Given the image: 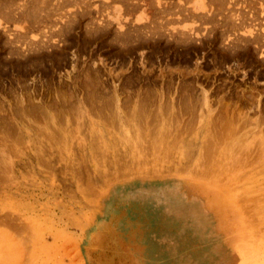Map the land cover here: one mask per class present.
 <instances>
[{"label": "rangeland", "instance_id": "obj_1", "mask_svg": "<svg viewBox=\"0 0 264 264\" xmlns=\"http://www.w3.org/2000/svg\"><path fill=\"white\" fill-rule=\"evenodd\" d=\"M43 1L0 0V264H148L124 213L99 241L100 203L173 184L211 216L200 242L264 254V0H141V20L123 0Z\"/></svg>", "mask_w": 264, "mask_h": 264}, {"label": "crops", "instance_id": "obj_2", "mask_svg": "<svg viewBox=\"0 0 264 264\" xmlns=\"http://www.w3.org/2000/svg\"><path fill=\"white\" fill-rule=\"evenodd\" d=\"M164 1H168V5L164 7V5L161 4L159 10L156 9L155 11H160L162 13L164 10H167L169 6L174 8V5H176V0ZM122 2H126L122 4L123 7L120 11L124 17H129L133 20L142 19L143 7L140 5L141 0L130 3H128V0H123ZM190 4L193 7H197L195 0H190ZM114 10L116 12L118 11L115 8ZM181 189L189 195L183 186H181ZM154 194L161 195L160 191ZM158 198L159 200L136 198L126 190L113 193L107 191L99 207V216L102 217L99 224L106 234L103 236L102 234L104 233H101L99 241H104V237H106L107 242L111 241V238L107 237V233L117 220V215L124 213L130 220L127 221L124 218L122 222L117 221L116 224H122L123 226L129 225L138 231L140 230L141 235L147 234L145 239L141 242V248L147 251L148 264H179L180 260L188 257H190L195 264H202V253L205 251V247L207 249L210 245L204 244V242H200L194 238L193 234L185 227L180 228V220L178 218H172L170 212L164 209L160 200L161 198ZM135 216L138 217L139 220H134ZM180 237L182 238L181 246L186 241H192L198 244L196 246L197 249L190 251L191 253L189 252L188 255L186 253L181 254L179 251L181 247ZM214 241H217V239L208 242L212 245Z\"/></svg>", "mask_w": 264, "mask_h": 264}, {"label": "bare ground", "instance_id": "obj_3", "mask_svg": "<svg viewBox=\"0 0 264 264\" xmlns=\"http://www.w3.org/2000/svg\"><path fill=\"white\" fill-rule=\"evenodd\" d=\"M45 1V4H46V6L44 7V8H46L45 10H49L48 8L49 7H51L52 5L51 4H53V3H51L52 2V0H44ZM44 1H43V3H44ZM54 1V0H53ZM59 1V0H58ZM120 1V0H119ZM129 2V1H128ZM156 2V1H155ZM51 3V4H50ZM61 3V4H60ZM59 4H60V7H62L61 5H62V0H61V2H60ZM56 4V3H55ZM11 5V4H10ZM28 5V4H27ZM51 5V6H50ZM153 5V4H152ZM156 5V4H155ZM54 6V5H53ZM56 6V5H55ZM177 7V6H176ZM197 7H199L200 9H202L203 7H204V4L203 3H197ZM23 8H24V6H23ZM55 8H57V7H53V8H51V9H55ZM20 9V8H19ZM50 9V10H51ZM58 9V8H57ZM158 9V8H157ZM205 9V8H204ZM56 10V9H55ZM55 10H52V11H55ZM159 10V9H158ZM172 10V9H171ZM27 11V10H26ZM57 11V10H56ZM47 12V11H46ZM54 13V12H53ZM12 15V14H11ZM49 15V14H48ZM44 16V15H43ZM5 17V16H4ZM30 17V16H29ZM28 18V17H27ZM46 19V18H45ZM23 21V20H22ZM45 21V20H44ZM15 22H16V20H15ZM43 22V21H42ZM45 23H46V21H45ZM61 33H62V31H61ZM57 36V35H56ZM51 38V37H50ZM29 39V38H28ZM31 42V41H30ZM29 42V44H31ZM11 43V42H10ZM37 43V42H36ZM8 44V43H7ZM11 45V44H10ZM36 46H38V44H35ZM34 45V46H35ZM39 47V46H38ZM42 47V46H41ZM40 47V48H41ZM34 47H32V49H33ZM262 48V47H261ZM36 49V48H35ZM38 49V48H37ZM36 49V50H37ZM43 49L41 48V51H42ZM34 51V50H33ZM36 52V51H35ZM38 52V51H37ZM35 54V53H34ZM33 54V55H34ZM37 54V56H40V54L41 53H36ZM116 92V91H115ZM112 97H113V95H112ZM114 98V97H113ZM202 100V99H201ZM112 101V100H111ZM113 101H114V99H113ZM188 102V101H187ZM199 102H201V101H199ZM202 103V102H201ZM116 104V103H115ZM114 104V105H115ZM136 104V103H135ZM203 105V104H202ZM163 106V105H162ZM200 106H201V104H200ZM203 107V106H202ZM115 108H116V106H115ZM195 108V107H194ZM226 108V107H225ZM23 109V108H22ZM36 109V108H35ZM28 110V109H27ZM33 110V109H32ZM173 110V109H172ZM188 110V109H187ZM35 111V110H34ZM138 111V110H137ZM136 111V112H137ZM115 112V111H114ZM28 113H30V111L28 112ZM118 114V113H117ZM138 114H139V112H138ZM143 114V113H142ZM147 114V113H146ZM158 114H159V112H158ZM179 114V113H178ZM193 114V113H192ZM114 115V114H113ZM123 115V114H122ZM203 115V114H202ZM238 115L240 116L241 114L240 113H238ZM200 116H201V114H200ZM239 116H238V118H239ZM224 117V116H223ZM241 117V116H240ZM119 118H120V116H119ZM133 118V117H132ZM195 119V118H194ZM199 119H200V117H199ZM232 119V118H231ZM241 119H242V117H241ZM240 119V120H241ZM130 120V119H129ZM113 121V120H112ZM118 121V120H117ZM128 121V120H127ZM143 121V120H142ZM212 121V120H211ZM225 122V121H224ZM234 122V121H233ZM248 122V121H247ZM186 123V122H185ZM137 124V123H136ZM158 125V124H157ZM190 125V124H189ZM114 126V125H113ZM175 127V126H174ZM237 127H238V124H237ZM194 128V127H193ZM159 129V128H158ZM157 129V130H158ZM162 129H163V127H162ZM169 129V128H168ZM185 129V128H184ZM221 129V128H220ZM228 129V128H227ZM254 129V128H253ZM143 130V129H142ZM156 130V131H157ZM165 130V129H164ZM229 130V129H228ZM206 131H207V129H206ZM223 131V130H222ZM244 131V130H243ZM248 131V130H247ZM246 131V132H247ZM264 131V130H263ZM127 131H125V132H123L124 134L126 133ZM143 132V131H142ZM236 132V131H235ZM245 132V133H246ZM161 133V132H160ZM170 133V132H169ZM180 133V132H179ZM187 133V132H186ZM257 133V132H256ZM262 133V132H261ZM128 133H126V135H127ZM156 134V133H155ZM164 135H165V133H163ZM182 134V133H181ZM222 134H224V133H222ZM222 134H221V136H222ZM231 134H232V136H233V133H232V131H231ZM230 134V135H231ZM263 134V133H262ZM152 135V134H151ZM159 135H161V134H159ZM209 135H210V133H209ZM212 135V134H211ZM237 135V134H236ZM256 135V134H255ZM179 136V135H178ZM263 136V135H262ZM44 137V136H43ZM47 137V136H46ZM151 137V136H150ZM161 137V136H160ZM163 137V136H162ZM223 137V136H222ZM237 137V136H236ZM240 137V136H239ZM242 137V136H241ZM124 138H126L127 139V137L126 136H124ZM141 138V137H140ZM213 139H214V137H212ZM224 138H226V136L224 137ZM230 138V137H229ZM245 138V137H244ZM243 138V139H244ZM252 138V137H251ZM209 139V138H208ZM220 139V138H219ZM236 139V138H235ZM239 139V138H238ZM243 139H242V141H243ZM48 140V139H47ZM210 140V139H209ZM217 140V139H216ZM224 140H226V139H224ZM241 140V139H240ZM240 140H238V141H240ZM246 140V139H245ZM245 140L243 141V142H245ZM264 139L262 138V141H263ZM127 141V140H126ZM137 141V140H136ZM241 141V143L243 144V142ZM146 142V141H145ZM161 142V141H160ZM163 142V141H162ZM206 142H208V140L206 141ZM211 142V141H210ZM214 142H216L215 140H214ZM214 142H213V144H214ZM219 141H217V143H218ZM220 142H223V140H221ZM235 140H234V144H235ZM140 143H141V141H140ZM149 143V142H148ZM246 143V142H245ZM250 143V142H249ZM248 143V144H249ZM254 143V142H253ZM152 144V143H151ZM231 144V146H230V148L232 147V142L230 143ZM242 144H240V142H238V144H235L236 145V147H232V148H237V145H238V148H240V145H242ZM137 145H139V144H137ZM147 145V144H146ZM157 145H159V144H157ZM156 145V146H157ZM161 145H163V143L161 144ZM221 145V144H220ZM226 145H228V143L226 144ZM251 145V144H250ZM253 145H255V144H253ZM187 146V145H186ZM190 146V145H189ZM203 146V145H202ZM210 146V145H209ZM245 146V145H244ZM244 146H242V147H244ZM252 146V145H251ZM139 147V146H138ZM141 147V146H140ZM140 147H139V150H140ZM154 147V146H153ZM159 147V146H158ZM208 147V146H207ZM212 147V146H211ZM214 147H216V145L214 146ZM224 147H225V143H224ZM249 148H250V146H248ZM255 146H253V148H254ZM206 148V147H205ZM226 148V147H225ZM237 148V149H238ZM253 148H252V151H253ZM186 149V148H185ZM224 149V148H223ZM264 149V148H263ZM262 149V150H263ZM188 150H190V148L188 147ZM191 150H192V148H191ZM212 150V149H211ZM210 150V151H211ZM214 150V149H213ZM234 150V149H233ZM239 150V149H238ZM242 150V153H243V149H241ZM248 150H250V149H248ZM141 151V150H140ZM204 151V150H203ZM208 152V153H211V152ZM227 151H229V148H228V150ZM232 151V150H231ZM231 151H229V153L231 152ZM237 150H235V152H236ZM245 151V150H244ZM252 151L250 152V153H252ZM139 152V151H138ZM189 152V151H188ZM206 151H204V153H205ZM214 152H215V150H214ZM213 152V153H214ZM259 152H261V151H259ZM264 152V151H263ZM203 153V152H202ZM204 153L202 154V156L204 155ZM213 153H211L210 154V156H209V159H210V157H211V155H213ZM227 153V155H228V152H226ZM226 153L225 152H223V155L225 154L226 155ZM233 153V152H232ZM238 153V152H237ZM240 154H237V156H239V155H242L241 154V152H239ZM247 153V152H246ZM249 153V154H250ZM255 153L256 152H254V155H255ZM220 154H222V152L220 153ZM235 154V153H234ZM184 155V154H183ZM207 155V154H206ZM231 155V154H230ZM233 155V154H232ZM246 155V154H245ZM236 156V157H237ZM243 156H244V154H243ZM164 157V156H163ZM189 157V156H188ZM206 157H208V155L206 156ZM219 157V156H218ZM224 157V156H223ZM241 157V156H240ZM256 157V156H255ZM261 157V156H260ZM154 158V157H153ZM213 158V157H212ZM229 158V157H228ZM201 159V158H200ZM204 159V158H203ZM207 159V158H206ZM205 159V160H206ZM221 160H222V158H220ZM227 159V157L225 158V160ZM230 159V158H229ZM232 159H235V158H232ZM247 159V158H246ZM253 159H254V157H253ZM239 160H240V158H239ZM252 160V159H251ZM258 160V159H257ZM207 161V160H206ZM234 161V160H233ZM253 161V160H252ZM255 161V160H254ZM264 161V160H263ZM202 162V161H201ZM205 162V161H204ZM218 162V161H217ZM231 161H229V163H230ZM239 162V161H238ZM249 162V161H248ZM256 162V161H255ZM251 164H252V162H250ZM249 163V164H250ZM256 163H258V162H256ZM231 164V163H230ZM233 164H235V163H233ZM186 165V164H185ZM199 166H200V163L198 164ZM229 165V164H228ZM227 165V166H228ZM236 165V164H235ZM234 165V166H235ZM232 166V165H231ZM231 166L229 167V168H231ZM258 166V165H257ZM225 167V166H224ZM236 167H237V165H236ZM236 167H234V168H236ZM233 168V167H232ZM0 170H1V168H0ZM223 170V169H222ZM229 171L228 169H226L225 168V171ZM231 170V169H230ZM2 171V170H1ZM191 172V171H190ZM224 172V171H223ZM210 174H208V176H209ZM216 180V179H215ZM177 182V181H176ZM174 183V182H173ZM178 185V184H177ZM180 185V184H179ZM140 187V186H139ZM138 187V188H139ZM179 187V186H178ZM137 188V189H138ZM167 188V187H166ZM176 189H178L177 188V186L175 185V184H173L172 186H170V192L167 194V195H163V196H159L161 199V202H162V205H163V207H164V209L165 210H167V211H169L170 212V214L172 215V218H178L179 220H180V223H182V224H180L181 226H180V228H186V225H187V223L186 222H189V223H191V224H188V226H189V228H186V229H188L190 232H191V234H193V236H194V238H196L197 240H199V241H206V242H208L209 240H210V238L212 237V222H211V216H210V214H209V212H208V210L205 208V205H204V203H203V201H201L199 198H196V197H192V198H190V200H188V198H185V197H183V195L181 194V192L179 191V190H176ZM181 189V188H180ZM203 189V188H202ZM141 189H138V190H134V192H132L133 194H136L137 195V193L138 192H141L140 191ZM187 191V190H186ZM142 193V192H141ZM208 193V192H207ZM210 193V192H209ZM208 193V194H209ZM143 195V194H142ZM240 195V194H239ZM146 196V199L147 198H149V199H151V198H153V196L152 195H150V194H148V195H145ZM145 196H143V197H145ZM214 196V195H213ZM157 199V198H156ZM210 199V198H209ZM157 200H159V199H157ZM214 200V199H213ZM217 200H219V199H217ZM223 200V199H222ZM215 201V200H214ZM225 201V200H224ZM216 202V201H215ZM240 202V201H239ZM217 203V202H216ZM218 204V203H217ZM239 205V204H238ZM240 206V205H239ZM250 207V206H249ZM251 209V208H250ZM252 210V209H251ZM225 212V211H224ZM245 212V211H244ZM222 213V212H221ZM228 213V212H227ZM223 215V214H222ZM243 215V214H242ZM213 220V219H212ZM253 220V219H252ZM251 220V221H252ZM255 220V219H254ZM253 220V221H254ZM7 221V220H6ZM6 221H4V222H6ZM242 222H244V221H242ZM8 223H9V221H8ZM215 224V223H214ZM11 225V224H10ZM15 226V225H14ZM214 227V226H213ZM246 227V226H245ZM11 228V227H10ZM15 228V227H14ZM24 228V227H23ZM214 229V228H213ZM9 233V232H8ZM26 233V232H25ZM189 233V232H188ZM242 233V232H241ZM11 236H13V235H11ZM10 237V236H9ZM31 237V236H30ZM33 238V237H32ZM35 238V237H34ZM36 240V239H35ZM220 240V239H219ZM30 241V240H29ZM34 241V240H33ZM220 242V241H219ZM218 243V242H217ZM219 244H217V248H213V246H211L210 245V247L209 248H205V251L202 253V264H264V262L261 260V258H263V260H264V254H260V253H258L259 252V249H253V250H250V249H248L247 247L245 248V246L243 245V244H241V243H234V244H227V245H224V244H221V246H218ZM15 246V245H14ZM20 246V245H19ZM24 246V245H23ZM28 247V246H27ZM250 247V246H249ZM226 248L231 252H227V250H226ZM23 250V249H22ZM21 250V251H22ZM13 252V251H12ZM17 253H18V251H17ZM21 255V254H20ZM20 255H19V257H20ZM246 255H248V258L246 257ZM16 256V255H15ZM197 256V255H196ZM23 256H21L20 257V259L22 258ZM15 258V257H14ZM260 259L261 261H260V263L257 261V259ZM24 259V258H23ZM15 260V259H14ZM18 260V259H17ZM27 260V259H26ZM2 261V260H1ZM16 261V260H15ZM14 261V262H15ZM18 262V261H17ZM192 262V261H191ZM19 264V263H18ZM186 264V263H185Z\"/></svg>", "mask_w": 264, "mask_h": 264}]
</instances>
